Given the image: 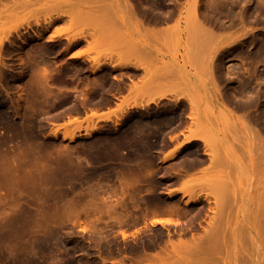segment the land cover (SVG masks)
Returning <instances> with one entry per match:
<instances>
[{
	"label": "rangeland",
	"instance_id": "rangeland-1",
	"mask_svg": "<svg viewBox=\"0 0 264 264\" xmlns=\"http://www.w3.org/2000/svg\"><path fill=\"white\" fill-rule=\"evenodd\" d=\"M48 1L50 0H39V3L33 5L29 11V8L25 9L20 13L19 21L17 16H11L9 12L5 16H0V35L2 36L0 40L4 36L8 35L9 38L11 36L2 46L6 49L1 48L0 52V56L3 55L2 57L5 58L3 59L4 62L1 63L2 65L0 64V264H156L157 262L161 264L160 259L156 258L160 256V258H171L170 254L174 250L172 245L179 243L181 240L192 244L190 246H194L193 243H196V245L199 243L200 245L204 241L203 244L206 248L210 247H207L208 244L211 247L215 245L214 247L217 248L216 251H214V247L210 248L213 249V252H210V249L205 250L208 252L205 255L209 254V256H203L206 259L200 257V255L197 258L195 255L200 254L202 250L199 249L196 253L193 252V249L191 252L194 257L193 255H190L191 257L183 255V264H189L187 262L190 259H194L191 262L192 264L193 262L202 261L201 259L203 261L209 260L207 258H213L215 261L217 259L218 264H264V178L255 183L256 176L248 175L241 166L242 161L247 162L248 159L249 163L259 161L264 165V145H262L264 144V0L263 3L260 0H232L230 3L229 0H225L227 4H224L223 0H219L223 5L221 3L220 5L218 0L217 2L215 0H204V2L207 1L204 4L202 3L203 0H198V3L201 4H198V7L202 6V9L200 7L198 9L203 12L202 14L205 17L202 14L200 15L199 12L198 20L204 26H207L204 24L207 21L205 23L210 25L209 28L214 25L210 22L214 21L217 28L214 27L216 30L211 29L214 33H217V30L220 29L217 25H223L219 30L222 34L217 33L220 38L215 40L214 43L211 40L212 47L208 46L209 40L206 42V49L208 50L211 47L210 52L207 51V54L208 52L209 55L212 53L214 59H209L212 66L210 71L205 73L206 77L208 74L210 75L214 85L216 83L215 87H219H216V89L219 90L218 94L222 97L221 103L201 104L198 102L200 123L203 122L199 124L207 126L209 132L206 128L205 133H203L204 128L202 129L201 126L195 128L196 125L193 127L194 130L192 129L194 132L196 130L199 133L202 131L203 134L200 135L207 136V138L212 134L208 139H210V142L212 139L211 143L214 140L215 142L214 145L209 142V147L215 146V148H210L211 155L215 154L212 153L213 149H218L214 151L217 153V156L214 155L216 159L219 156L218 161L213 158V161L216 160L217 163H210L211 160L208 158L211 156L208 152L210 149L205 144L203 145L207 150L198 141L185 143L187 136L184 138L183 135L191 129L188 128L189 126L192 127L190 123L193 124V121H191L193 117L188 115L190 105L186 102H180L181 97L171 101L160 100L162 103L160 101V103H157L159 107L152 104L145 107L146 109L131 110L115 123H95V121L92 123V121H89L87 123L92 124L88 126V124L80 122L84 110L94 108L98 99L103 101L112 99L108 92L104 91L105 87L109 84L112 87L114 84L123 86L125 82V77L123 78L125 75L121 72L106 70L102 73L97 68L100 66L103 69L114 66L116 68L117 65V68H120L126 61V63H129V60L121 56L120 53L122 52L118 51L120 49L117 50V46H110L112 44L107 43L106 40H103L104 43L100 41L101 44L97 41L98 49L96 51H93V48H91V52L85 50L88 47L85 40L88 41L93 34L88 33L87 28L89 26L87 27V24L90 23L84 21L82 23L87 27L85 29L86 33L83 31L85 26L81 24V21L79 25L76 22V25L77 27L82 25V29L80 27L78 30L72 22L70 26L71 30L76 27V30L73 29V36L77 30L78 34L83 31L85 36L80 35L86 38L85 40L81 39L82 36L80 35L77 37V33L74 37L84 43L77 44V48V45L67 43L68 40L65 37L73 38L70 34L71 30L67 26L69 21H66L70 18L67 17H63L65 23L62 21L57 23L62 26L67 23L66 27L70 35L67 34V36L62 32L54 39L57 35L53 36L51 32L59 26L56 23L57 26L54 24L51 27L54 28L53 30L50 28L49 32H43V40L34 41L31 37L34 36L35 32L41 31L42 28L43 31L45 23L41 26H34L36 19H33L34 22L29 19L34 23L31 28L26 25H23L26 29L17 26L21 22L25 21L26 23L31 16L29 14H32L33 10L36 13L32 14V18L40 16L38 15L39 11L41 9L45 11L50 6L56 8L55 10H58V7V11H63L64 8L62 6V9H60V5L65 0H51L54 4ZM69 1L70 4L73 2L77 4L79 0H68L63 5L70 6ZM82 1L80 2V9L84 4V1ZM87 1L88 8L96 4L92 2V5L90 2L91 6L89 5L91 0H85L84 8ZM100 1L98 0L99 4L97 3L100 6H103V2L107 1L104 7L105 10L109 9L108 6H110L111 8L108 11L110 14H115V16H112L116 18H114L116 21H113H118L117 24L112 22V25H118L122 30V36L125 34L126 38L131 39L127 40L135 42L138 48L141 47L139 53H142L141 49L149 46L146 37L141 32L142 26L144 27L146 23H148L147 26L152 23L158 24V21L159 23L161 21L162 25L165 23L163 25L165 27L173 24V27L170 28L171 35L169 34L170 40L173 37L171 42L168 41L169 45L167 44L165 35L159 42V46L163 49L172 50L168 53H176L178 48H185V41H187L185 36L188 30L186 26L189 27L190 20H194H192L195 9V3L194 7L192 4L193 0H137L138 2L135 0L136 3L133 0H130V3L129 0ZM208 1L211 4L206 5ZM60 2L61 4H59ZM190 3L191 6H189ZM216 3H218V8L215 7ZM1 5L0 7L3 9ZM71 5L70 7L74 6ZM211 5L212 7H210ZM151 6L153 7L151 8ZM96 7L87 12H91L89 14L96 12L99 6ZM134 7L137 10H133ZM104 8L100 7V12ZM145 8L151 14H148L149 12ZM185 9L189 11L187 12ZM190 10L192 13H190ZM47 11L45 13L49 14V10ZM108 11H105V13L107 14ZM50 13L51 15L48 16L50 18L56 17L53 14H58L51 10ZM36 14L37 16H35ZM191 14L193 16L190 17ZM43 15H45L44 12ZM149 15H157L159 18L156 17V19L159 20L157 21L153 16L151 23L149 20L152 16ZM168 15L169 21L167 19ZM146 16H149V20ZM163 16L168 22L164 20ZM43 17L41 16L39 19L41 23L46 18L48 19L46 15L45 18ZM127 17H130L129 20ZM203 18L206 20L204 21ZM140 20L144 25L141 24ZM128 21L136 24L139 29L136 33L130 30ZM178 22H180V25ZM161 23L158 25L162 26ZM174 25L178 28L175 29ZM15 26L20 32L18 29L13 31ZM114 27L118 28L117 26ZM59 28L57 27L58 30H56L60 32L64 29V27L62 30L61 28L59 30ZM92 28L95 30L94 26ZM31 29H34L33 32ZM222 30H225V32L223 33ZM49 33L51 37L53 36L52 41L49 40L50 35H47ZM212 35L216 38L214 34ZM235 35H238L236 39ZM92 36V39L89 40L90 43L93 41ZM231 37L235 40L230 39ZM220 39L230 40L225 41V43ZM237 41L239 44L235 46L233 42ZM97 46L95 45L94 49ZM214 46L216 50L213 48ZM22 51L23 53H21ZM75 52L83 56L79 57ZM71 54H74L73 57ZM15 58L18 60H14ZM180 58L184 66L186 63L187 68H191V63L183 61L187 58L186 56ZM141 59L143 57L139 59V64L143 61ZM160 60L164 61V64L171 61L168 69L170 70L172 66L173 70H178V64L174 62L179 60L177 55H162ZM143 63L144 68L145 63ZM173 70L170 71L173 72ZM128 74L126 75L128 76ZM137 76V74H130L133 80ZM187 79L188 84L185 82V86L189 85L190 88H187L188 90L184 93H187V95H183L185 97L183 98L188 100L190 94L195 92L192 96L196 97L197 101L201 100L203 95L201 89L191 78ZM28 86L29 89H27ZM69 88L72 89L69 90ZM91 88H93V91ZM23 91L26 92V95ZM173 93L175 92L172 91V95ZM232 94L236 96H231V98L226 96ZM26 97H29V99H26ZM233 97L234 101H232ZM235 97L241 101L236 100ZM225 99L228 102H225ZM250 100L252 103H250ZM235 101L236 103H233ZM246 101H249V104ZM239 102H242L241 105L245 103L243 105L244 109H242ZM176 103L180 107H177V105L175 107L174 104ZM238 105L240 108L236 110ZM246 105L247 107H245ZM232 106H235L234 110ZM193 111L191 114H194ZM209 111H212V113H209ZM180 114L181 117H179ZM154 115L155 117H153ZM171 116L174 119L170 118ZM249 117H252L251 120ZM157 119L160 121L159 123ZM65 120L68 121L67 124L59 127L56 125ZM165 122L167 123L165 124ZM84 125H87L89 129L86 126L84 128ZM91 126L94 127L92 130L97 129V131H92ZM54 127L59 129V136L54 133ZM61 128L63 132L68 131V133H71L70 131L73 128V130L77 129L75 132L80 137H77V141L70 142L63 138ZM87 131L93 133L92 138L88 137ZM169 137L172 142L169 141ZM177 147L180 150L175 158L171 160L161 158L165 151ZM203 149L207 152L205 153ZM199 150L200 152H198ZM201 151L204 153L202 154ZM214 156L212 155L211 158ZM203 157L206 160L202 159ZM236 157L239 160L235 159ZM196 158H198V161ZM219 158L221 161H219ZM11 161H15V163H11ZM191 165H194L193 169ZM262 169H264V166ZM219 178H223L220 180L222 186H220V181L217 180ZM214 182H217L215 188L220 187L221 192L225 193L222 201L219 198L221 193L217 196L220 200H215ZM192 186H197V189L192 190ZM258 188H261L259 193H253ZM191 190L192 193L194 191V194L191 193ZM225 196L226 198H224ZM197 197H199L198 200L193 201ZM217 201L218 203H216ZM220 204L221 210L223 207L222 215H224L222 218L219 217L221 216L219 215L221 210L219 211L218 208ZM217 209L219 212H217ZM217 213L219 215L217 216L218 220L214 218ZM215 222L216 224L220 223L218 225L221 228L218 229H221V231L219 233L218 231L214 232V235L208 238L216 235L215 238L217 239L218 235L221 234V236L218 240H215L214 237H212L214 240L210 238L211 243H208L207 240H204L206 238L202 237L209 235L206 236V230L207 232L211 231L210 227H214ZM218 229L216 228V230ZM198 238L203 240L199 241ZM194 239H198V241ZM202 245L200 246L202 247ZM202 252L204 254V251ZM173 256L176 257L175 253ZM174 259L177 258L172 260L174 261ZM179 260L175 261L178 262ZM216 262L214 264H217Z\"/></svg>",
	"mask_w": 264,
	"mask_h": 264
},
{
	"label": "bare ground",
	"instance_id": "bare-ground-1",
	"mask_svg": "<svg viewBox=\"0 0 264 264\" xmlns=\"http://www.w3.org/2000/svg\"><path fill=\"white\" fill-rule=\"evenodd\" d=\"M38 1H39V0H38ZM38 1H36V0H0V3L3 4V5L0 4V5L3 7V9L0 7V8H1V9H0V16H5V14H8V12H9V14H11V16H17V17H18L17 19H18V21H19L20 13H22L23 11H25V9L27 10L28 8H29V9H28V11H29V10L32 8V6L35 5ZM40 1H41V0H40ZM43 1H44V0H43ZM67 1H68V0H67ZM67 1L65 0L64 2L67 3ZM74 1H75V0H74ZM79 1H80V0H79ZM79 1H77V4H78V5L76 4V2L71 3V4L74 5L73 7H70V6H72V5L70 4V1H69L70 6H69V5H68V6L63 5V4H64V2H63V4L60 5V6H61L60 9H62V6H63L64 9H66V10L62 9L63 11H58V10H59L58 7H57L58 10H55L56 8H51V6H50V7H49L50 9L47 8V10H49V14L47 13V12H48L47 10H45V11H47V12L45 13V11H43L44 9H43V10L41 9V10L39 11L40 14L38 13V15H40V16H37V14H36L35 16H37V17H33V18H32V14H33V13H36V12H35V10L32 9V10H33V13H32V14H29V15H31V16L28 18V20L26 21V23H25V21H24V22H21V23H19L20 25L17 24V25H18L17 27H18V28H19V27L22 28L23 25H26V26H29V27L31 28V27H32L31 25L34 24V23H35L34 26H37V25L41 26V24L45 23V27H44V25H43V27H44V30H43V31H42V29H43V28H42L41 31L39 30V31L35 32L34 36H32V37L30 36L31 38L34 39V41H40V40H43V39H44V38H43V36H44V35H43V32H44V31H48V30H49L54 24L56 25V23L59 22V21H62L63 23H65L66 21H67V22L69 21V22H68V25H67L69 29H70V26H71L72 23H74V26H75L77 23H78V25H79V22H80V21H81V24H84V23H82V21L87 22V23H90L89 25L87 24V27L89 26L88 28H87V27L85 26V24H84L85 27H84V30H83V31L85 32V31H86L85 29L87 28L88 31H89L88 33H89V34H93V36L91 35V36L93 37V41H92V43H90V41H89V40L92 39L91 36L89 37L90 39H88V41H89V42H88V41L85 40L86 38H83V36L80 35V34H83V35H84L83 31H81V32L78 34V30H79L78 28L81 27V29H82L83 26L81 25L80 27H77V25H76V27H77V29H78L77 32H76V33L78 34L77 37H79V35L82 36L81 39H84L85 42H86V44H88L87 46H88L89 48L87 47V49H85V50L91 52V51H92L91 48H93V51H94V50L96 51V50L98 49V46H97L98 42H97V41H99V43L101 44V42H102L103 40H104V41L106 40L107 43L109 42V44H112V45H110V46H113V45H114V46H117V50L120 49V50H118V51H121V52H122V53H120V54H122V55H121L122 57H126V58H128V59H126V60H129V63H126V62H127V61H126L125 64H123L122 66L119 65L120 68L127 67V66L129 67V65H131L132 68L134 67V69H138V70H140V69L142 70V69H143L142 72H144V73L141 74V79L143 78L142 76L144 75V76L146 77V80H147V81L144 80L145 77H144V79H142V81L144 80L145 83H146V82H149V79H150V78L147 77V75H148L149 72H152V75H153L154 77L151 76V73H150V75H148V76L151 77L150 82H153L152 84H154L155 82L158 84V83L160 82V83H159V84H160L159 86H160L161 88H160L158 85H154V87H153V85H152V87H151L150 84H149V87H150V88H149L147 83H146V84H145L144 82L140 83V81L134 79L135 81L133 82V83H134V84H133V83L131 82L133 79H131L130 82H131L132 85H136V84L138 85V83H140L138 86L136 85V87H139V86H140V87L137 88V89H134V90H136V91L130 89L131 91H129V93H128V96H129L128 98H130V99L133 98L132 95L134 94V96H135V93H136V92H137V93H136L137 95L139 94L138 97H136L137 99L139 98L140 95H142V93H143V95H142L141 97H143L145 93H146V94L148 93V96L145 94L144 99L142 98V101L146 99L145 102H146V101H147V102L145 103V102L143 101V102H144V103H143V102H141L140 100H139L140 102L137 101V100H135V101L130 100L131 103L126 104V105H125V102H123L124 104H122V105H120V106H122V108H123V105L126 106V107L124 106V108H123L124 113H125V112L127 113L130 109H133V108H136V109L140 108V109H141V108L148 107V106H150V105H152V104H155L156 106H158L157 103H158L160 100L167 99V98H168V100H170L169 97H171V100H173L174 98H172V96H171V95H172V91L177 93V92L180 90V87H179V86H178L179 88L177 87V85H178L180 82H181V86H185L186 84L182 85V81H184V80L181 79V76H180V78H179V76H177L178 79L174 78L175 80H173V78L170 76V77H171V81H172V82L174 81L173 83H175V82H177V83H175V84H171V83H170L171 88H173L172 90H171V88L168 86L167 81L169 82L170 80H168V79H170V78L167 76V74H168L167 72H172V71H170V70H173L172 66H171L170 70L168 69V68L170 67L169 64H171V63H170L171 61H170L168 64H167V63L164 64V63H163L164 61H163V62H162V61L158 62L159 60H157V59L155 60V59H154V63H153V58L150 57V58L152 59V60H151V59L149 58L148 62L151 60L150 63H148V62L145 63V61H144V57H145V60H146V61H147V58H148V57H147V56H148L147 51L145 52V50L141 49L142 53H141V52L139 53V51H140L139 48H141V47L138 48V46L135 45V42H130L129 40H131V39L126 38L127 36H124V35H125L124 32H123L124 35L122 36V33H121L122 30H121V28L118 27V25H112L113 23L117 24L118 21H117V22H114V21H113V20H115L116 18L112 16V15L115 16V14H110V12L108 11V10L111 8L110 6L107 5V6L109 7V9H106V10H105L104 7L106 6L107 1H105L106 3L103 2V3H104L103 6H100V5H98V4H99V3H98V0H97V1H93V0H91V1H89V5H91L90 2H91V3L94 2V4L96 3L94 6H92V5H93V3H92V5H91L92 7H91V8H90V6H89V8H88V1H87V4H86L87 7H86V5H85V8H84L85 0H83V1H84V4H83V6L81 5L82 8H83V10H82V8L80 9V4H81L80 2H81L82 0H81L80 2H79ZM83 1H82V2H83ZM99 1H100V0H99ZM114 1H115V0H114ZM116 1H118V0H116ZM133 1H134V3H136L135 0H133ZM136 1H137V0H136ZM144 1H145V0H144ZM210 1H211V0H210ZM212 1H213V0H212ZM215 1L217 2V0H215ZM215 1H214V2H215ZM230 1H232V0H229L228 2L230 3ZM260 1L262 2L263 0H260ZM260 1H259V2H260ZM4 2H5V3H4ZM48 2H51V4L53 3L51 0L48 1ZM78 2H79V3H78ZM100 2H101V1H100ZM128 2L130 3V0H129ZM137 2H138V1H137ZM140 2H141V1H140ZM140 2H139V3H140ZM142 2H143V1H142ZM142 2H141V3H142ZM205 2H207V1H205ZM205 2H204V0L202 1L203 4H204ZM222 2H223L224 4H227V1L225 2V0H223ZM38 3H39V2H38ZM56 3H57V2H56ZM97 3H98V4H97ZM110 3H111V2H110ZM110 3H109V4H110ZM125 3H126V1H125ZM141 3H140V5H141ZM144 3H145V2H144ZM146 3H147V2H146ZM191 3H192V2H191ZM191 3H190L189 6H191ZM194 3H195V7H194ZM212 3H213V2H212ZM218 3L220 4L221 1L219 2V0H218ZM218 3H216L215 7L218 5ZM233 3H234V2H233ZM233 3H232V4H233ZM235 3H236V1H235ZM235 3H234V4H235ZM262 3H263V2H262ZM53 4H54V3H53ZM57 4H58V3H57ZM59 4H61V2H60ZM101 4H102V3H101ZM112 4H113V3H112ZM131 4H132V1H131ZM192 4H193V7L195 8L194 11H193L194 16L191 14L190 17L193 16L192 20H193V19H194V20H193V21L190 20L189 23H188V21H187V23L190 25L189 27H188L187 24H186L187 26L185 25L186 28H187L188 30H187V33H186V36H185V38L187 39V41H185V42H186V46H185V45H184V46H185V50H186V49L189 50V51H190L189 54H190V55L192 54V57H193V58H192V65H194V67L198 70V68H199L198 66H200L199 64H201V66H202V63H201V60H202V59L199 58V57L201 56L200 52L203 53V52L206 50V48H207V46H206L207 43H206V42H207L208 40L210 41V42L208 41V44H209L208 46H211V47H212L213 44L211 43V40H212V42L214 43L215 40H217L218 38H220V36H218V34H222L221 31L219 32V30L222 28L223 25H222V26L217 25L218 28L220 27V29L217 30V33H218V32H219V33H218V34H217V33H214V31H212L211 29H215V28H216V26H215V25H216L215 22H214V21H211L210 23H213L214 25H213L212 28H211V27L209 28L210 25H208L207 23H205V22H207V21H205L206 19H204L205 17H204L203 14H202L203 12H200V10L198 9L199 7H200V8L202 7V6H199V7H198V4H199V3H198V0H195V2H194V0H193V3H192ZM207 4H211V3H209V1H208V3H206V5H207ZM221 4H222V3H221ZM221 4H220V5H221ZM123 5H125V4H123ZM138 5H139V4H138ZM142 5H143V4H142ZM154 5H155V4H154ZM199 5H201V4H199ZM212 5H214V4H212ZM212 5H211L210 7H212ZM220 5H219V8L221 7ZM222 5H223V4H222ZM39 6H40V5H39ZM46 6H47V3H46ZM48 6H49V5H48ZM55 6H57V5H55ZM96 6H99V7H98L99 9H100V7H101V8L103 7V8H104V9H103L104 11L101 9V12H100V10L97 9L96 12H92V14H89V13H91V12H89V13L87 12L88 10H90V9L92 10V9H93L94 7H96ZM208 6H209V5H208ZM43 7H44V6H43ZM53 7H54V5H53ZM66 7H67V8H66ZM125 7H126V6H125ZM130 7H131V6H130ZM130 7H129V8H130ZM140 7H141V6H140ZM143 7H144V6H143ZM149 7H150V6H149ZM152 7H153V6H151V8H152ZM155 7H156V6H155ZM205 7H206V6H205ZM87 8H88V9H87ZM96 8H97V7H96ZM106 8H107V7H106ZM189 8H190V7H189ZM217 8H218V6H217ZM53 9H54V10H53ZM130 9H132V8H130ZM154 9H155V8H154ZM201 9H202V8H201ZM209 9H210V8H209ZM211 9H213V8H211ZM50 10H51V11H54V13H56V12L58 13V14H53V15H56V17H54L53 15H52L53 17H51V18L48 17V16L51 15ZM111 10H112V9H111ZM127 10H128V9H127ZM133 10H137V8L135 9V7H134ZM138 10H139V9H138ZM145 10H146V8H145ZM149 10H150V9H149ZM180 10H181V9L179 8V11H180ZM36 11H37V10H36ZM55 11H56V12H55ZM83 11H85L86 13H84ZM105 11H108L110 15L108 14V12H107V14H106ZM146 11H147V10H146ZM185 11L188 12L189 10H186V9H185ZM201 11H202V10H201ZM41 12H42V13H41ZM43 12H44V14L46 15V17H48V19L46 18V20H48V21H46V20H44V19H41V20H44V22L42 21V23H41V21L39 20V19L41 18V16H44L43 18H45V15H43ZM61 12H62V13H61ZM112 12H113V11H112ZM147 12H149V11H147ZM152 12H154V11H152ZM170 12H171V11H170ZM187 12H186V13H187ZM199 12H200V15L202 14V16L204 17V18H203V20L205 21L204 24L207 25V26H204L203 23L200 22V21L198 20V19H199ZM206 12H207V11H206ZM29 13H30V12H29ZM95 13H96V14H95ZM131 13H132V12H131ZM133 13H134V12H133ZM154 13H155V12H154ZM154 13H153V14H154ZM160 13H161V12H160ZM179 13H180V12H179ZM190 13H192L191 10H190ZM41 14H42V15H41ZM47 14H48V15H47ZM87 14H88V15H87ZM134 14H135V13H134ZM148 14H151V12H149ZM158 14H159V13H158ZM158 14H157V15H158ZM187 14H189V13H187ZM187 14H186V17H187ZM139 15H140V14H139ZM146 15H147V14H146ZM154 15H155V14H154ZM154 15H153V16H154ZM157 15L154 16V19H156V17H158ZM162 15H163V14H162ZM164 15H165V14H164ZM204 15H205V14H204ZM208 15H209V14H208ZM208 15H207V16H208ZM6 16H7V15H6ZM9 16H10V15H9ZM149 16H152V15H149ZM149 16H146L147 19H148ZM153 16L151 17V20L148 19L151 23H152V20H153ZM165 16H166V15H165ZM63 17H64V18H65V17L70 18V20H66V21H65ZM186 17H185V18H186ZM25 18H26V17H25ZM37 18H38V19H37ZM49 18H50V19H49ZM114 18H115V19H114ZM158 18H159V17H158ZM158 18L156 19L157 21L159 20ZM163 18H164V16H163ZM187 18H188V17H187ZM214 18H215V16H214ZM14 19H16V18H14ZM29 19H31V21H33V19H36V20H35V22L33 21V22H34V23H33V22H31ZM139 19H140V18H139ZM167 19H168V21H169V19H170V18H169V15H168ZM212 19H213V18H212ZM24 20H25V19H24ZM63 20H64L65 22H64ZM85 20H86V21H85ZM143 20H144V19H143ZM148 20H147V21H148ZM164 20H166V18H164ZM164 20H163V21H164ZM176 20H177V19H176ZM201 20H202V19H201ZM208 20H210V19H208ZM16 21H17V20H16ZM115 21H116V20H115ZM149 21H148V22H149ZM157 21H156V23H157ZM163 21H162V22H163ZM166 21H167V20H166ZM168 21H167V22H168ZM2 22H3V21H2ZM2 22H1V23H2ZM62 22H61V23H62ZM71 22H72V23H71ZM76 22H77V23H76ZM112 22H113V23H112ZM140 22H141V20H140ZM144 22H145V21H144ZM150 22H149V23H150ZM191 22H192V24H191ZM217 22H218V21H217ZM220 22H221V21H220ZM69 23H70V24H69ZM125 23H126V22H125ZM145 23H146V22H145ZM160 23H161V21H160ZM160 23H159V21H158V24H160ZM173 23H174V22H173ZM178 23H179V25H180V22H178ZM208 23H209V22H208ZM210 23H209V24H210ZM57 24H58V23H57ZM66 24H67V23H66ZM66 24H63L64 26L59 25V24H58L59 26L56 25L58 28L60 27L61 30H62V28L64 27V29H63L61 32H60V31H57V30H58L57 27H56L57 30L54 29V28H53V29H54V30H53V29L51 28V29L53 30L52 32H54V31L56 32V31H57L56 34H55V32H54V33L51 32V34H52L53 36L57 35L54 39H56V38L58 37V35L62 34V32H64L65 35L68 34V30H67ZM141 24L144 25V23H142V22H141ZM152 24H154V23H152ZM152 24H151V25H152ZM158 24H157V28H158ZM164 24H165V23H164ZM164 24H163V25H164ZM137 25H138V24H137ZM147 25H148V23H146L145 26H147ZM149 25H150V24H149ZM151 25L146 27V28L149 27V28L147 29V32H148V31L151 32L150 29H152V32H151L152 36L155 35V34L160 35V36H158L160 39H161V37H162L163 34L161 35V32H160L159 34H158V32L155 33V31H156V30H159V28L161 29V27H162L161 30L165 29V31L163 30L164 32L162 31V33H164V35H166L165 38L167 39L166 41H167V44L169 45V42H171V40H172L173 37H171V40H170V35H171V34H170V31H168L167 33H166V31H167V30H170V28H171V26H172L173 24H172L171 26H170V25H168V26H166V27L164 26V28H163V25H162V23H161L162 26H161V27L159 26L158 29H156L155 25H152V26H151ZM166 25H167V23H166ZM179 25H178V26H179ZM182 25H183V24H182ZM211 25H212V24H211ZM231 25H232V24H231ZM61 26H62V27H61ZM91 26H92V27L94 26V29H95V30H93V28H92ZM114 26H117L119 29H118V28H115ZM138 26H139V25H138ZM145 26H144V27H145ZM174 26H175V25H174ZM183 26H184V25H183ZM224 26H225V25H224ZM17 27L15 26L14 29H13V31H14L15 29H18ZM24 27H25V26H24ZM24 27H23V28H24ZM29 27H28V28H29ZM65 27H66V28H65ZM72 27H73V26H72ZM72 27H71V28H72ZM76 27H75V28L73 27V29L76 30ZM122 27H124V26H122ZM127 27H128V26H127ZM144 27L142 26V28H144ZM150 27H152V28H150ZM153 27H155V28H153ZM167 27H168V28H167ZM172 27H173V26H172ZM175 27H176V26H175ZM207 27H208V28H207ZM214 27H215V28H214ZM23 28H22V29H23ZM60 28H59V30H60ZM91 28H92V31H93L94 33L91 31ZM146 28H145V29H146ZM177 28H178V27H176L175 29H177ZM181 28L184 29L183 27H181ZM25 29H26V27H25ZM39 29H40V28H39ZM73 29H72V30L70 29V30H71V32H70L71 35L74 34V33H73ZM89 29H90V30H89ZM122 29H123V28H122ZM145 29H143V30H145ZM155 29H156V30H155ZM166 29H167V30H166ZM216 29H217V28H216ZM216 29H215V30H216ZM31 30H32V29H31ZM33 30H34V29H33ZM33 30H32V32H33ZM65 30H66V31H65ZM70 30H69V31H70ZM115 30H116L117 32H116ZM120 30H121V31H120ZM228 30H229V29H228ZM10 31H11V33H13L12 30H10ZM15 31H16V30H15ZM18 31H19V29H18ZM25 31H26V30H25ZM174 31H175V30H174ZM174 31H173V32H174ZM176 31H177V30H176ZM176 31H175V32H176ZM222 31H223V30H222ZM230 31H231V30H230ZM4 32H5V31H4ZM19 32H20V31H19ZM48 32H49V31H48ZM66 32H67V33H66ZM74 32H75V31H74ZM86 32H87V31H86ZM86 32H85V33H86ZM90 32H91V33H90ZM125 32H126V31H125ZM144 32H145V31H144ZM153 32H154V34H153ZM175 32H174V33H175ZM224 32H225V30L223 31V33H224ZM7 33H8V31H7ZM7 33H6V34H7ZM9 33H10V32H9ZM11 33H10V34H11ZM16 33H18V32H16ZM25 33L27 34V32H25ZM28 33H29V32H28ZM44 33H45V32H44ZM57 33H58V34H57ZM76 33H75V35H74L75 37H76ZM148 33H149V32H148ZM148 33H147V35H148ZM174 33H173V35H174ZM1 34H2V32H1ZM3 34H4V33H3ZM10 34H9V35H10ZM18 34H19V33H18ZM70 34H68V35H70ZM129 34H130V33H129ZM169 34H170V35H169ZM175 34L178 35L177 33H175ZM183 34H184V33H183ZM210 34H211V35H210ZM212 34H214V35L216 36V38H214V36H213ZM12 35H14V34H12ZM29 35H33V34H29ZM45 35H46V34H45ZM47 35H50V33L47 34ZM68 35H67V36H68ZM173 35H172V36H173ZM244 35H245V34H244ZM53 36L51 37V35H50V37H49V38H50V39H49L50 41H52ZM74 36L72 35L73 38L65 37V36H64V37L66 38V40L69 41V42L67 41V43L72 44V45H77V44L79 45L80 42H81V43H84V42H82V41H78L77 38H75ZM84 36H85V35H84ZM88 36H89V35H88ZM130 36H131V35H130ZM155 36H156V35H155ZM168 36H169V37H168ZM204 36H205V37H204ZM206 36H207V37H206ZM208 36H209V37H208ZM211 36H212V37H211ZM217 36H218V37H217ZM221 36H222V35H221ZM237 36H238V35H237ZM237 36L235 35V39L237 38ZM0 37H2V36L0 35ZM123 37H124V38H123ZM128 37H129V36H128ZM149 37H151V36H149ZM167 37H168V38H167ZM182 37H183V36H182ZM222 37H223V36H222ZM233 37H234V36H233ZM8 38H9V36L7 35V36H4V37L0 40V52H1V50L4 48V47L2 48V46H3V44L5 43V41L8 40ZM10 38H11V36H10ZM10 38H9V39H10ZM62 38H63V37H62ZM132 38H133V37H132ZM156 38H157V37H156ZM209 38H210V39H209ZM212 38H213V39H212ZM239 38H240V36H239ZM78 39H79V38H78ZM127 39H129V40H127ZM134 39H135V38H134ZM160 39H159V40H160ZM204 39H205V40H204ZM230 39H233V41L235 40V39L232 38V37H231ZM230 39H228V40H230ZM24 40H25V39H24ZM24 40H23V41H24ZM149 40H151V38H149ZM154 40H155V39H154ZM156 40H157V39H156ZM161 40H162V39H161ZM181 40H182V39H181ZM220 40H222V41H224V42H225V41H228V40H225V39H224V40H223V39H220ZM10 41H11V40H10ZM10 41H8V42H10ZM13 41H14V40H13ZM13 41H12V42H13ZM25 41H26V40H25ZM25 41H24V42H25ZM27 41L29 42V40H27ZM34 41H33V42H34ZM59 41H60V40H59ZM100 41H101V42H100ZM104 41H103L102 43H104ZM166 41H165V42H166ZM168 41H169V42H168ZM28 42H27V43H28ZM87 42H88V43H87ZM96 42H97V43H96ZM152 42H153V41H152ZM155 42H156V41H155ZM185 42H184V43H185ZM35 43H38V42H35ZM156 43H158V40H157ZM156 43H155V44H156ZM220 43H221V44H224V43H222V42H220ZM220 43H218V44H220ZM225 43H226V42H225ZM234 43H235V46H237L236 44H239L238 41H237V42H233V44H234ZM8 44H9V43H8ZM12 44H14V43H12ZM133 44H134V45H133ZM165 44H166V43H165ZM216 44H217V43H216ZM218 44H217V45H218ZM221 44H220V45H221ZM231 44H232V43H231ZM231 44H230V45H231ZM28 45H29V44H28ZM78 45L76 46V48L78 47ZM95 45H96L97 47L94 49V46H95ZM137 45H139V44H137ZM161 45H162V44H161ZM217 45H216V46H217ZM12 46H13V45H12ZM66 46H67V45H66ZM81 46H82V45H81ZM83 46H85V45H83ZM233 46H234V45H233ZM233 46H232V47H233ZM235 46H234V48H235ZM67 47H68V46H67ZM71 47H72V46H71ZM211 47H209V49H211ZM230 47H231V46H230ZM230 47H229V48H230ZM1 48H2V49H1ZM111 48H112V47H111ZM136 48H138V49H136ZM142 48H144V46H142ZM162 48H163V47H162ZM213 48L215 49V46H214ZM5 49H6V48H4V50H5ZM22 49H23V48H22ZM27 49H28V48H27ZM30 49H31V48H30ZM72 49H74V48H72ZM90 49H91V50H90ZM114 49H116V48L114 47ZM209 49H208V51L210 52ZM18 50H19V49H18ZM137 50H138V51H137ZM159 50H160V49H159ZM215 50H216V49H215ZM215 50H214V51H215ZM153 51H154V50H153ZM202 51H203V52H202ZM206 51H207V50H206ZM212 51H213V50H212ZM223 51H225V50L223 49ZM223 51H222V52H223ZM12 52H13V51H12ZM33 52H34V51H33ZM209 52H208V55H209ZM217 52H218V51H217ZM220 52H221V51H220ZM9 53H10V52H9ZM9 53H8V54H9ZM21 53H23V51H22ZM143 53H145V54L143 55ZM184 53H185V52H184ZM214 53H215V52H214ZM241 53H242V52H241ZM1 54H3V53H1ZM76 54H78V53H76ZM120 54H119V55H120ZM139 54H141V55L139 56ZM199 54H200V55H199ZM206 54H207V53H206ZM221 54H222V53H221ZM12 55H13V54H12ZM21 55H22V54H21ZM24 55H25V52H24ZM27 55H28V54L26 53V56H27ZM72 55H74V54H71V56H72ZM81 55H82V54H81ZM81 55L78 54L79 57H81ZM145 55H147V56H145ZM202 55H204V53H203ZM208 55H207V56H208ZM2 56H3V55H2ZM2 56H0V64L3 63V62H4L3 59H5V58L2 57ZM31 56H32V55H31ZM47 56H48V55H47ZM82 56H83V55H82ZM141 56L143 57V59H141V61L143 60L142 63H143V62L145 63V67H144V68H143V66H142V63H141V64H139L140 62L138 63V60H139L140 58H142ZM158 56H159V55H158ZM185 56H186V55H185ZM185 56H184V57H185ZM198 56H199V57H198ZM211 56H212V57H211L210 59L213 60V59H214V58H213L214 55H211ZM215 56H216V53H215ZM220 56H221V55H220ZM234 56H235V55H234ZM7 57H8V56H7ZM23 57H24V56H23ZM72 57H73V56H72ZM79 57H78V58H79ZM122 57H121V58H122ZM139 57H140V58H139ZM159 57H160V56H159ZM217 57H218V56H217ZM136 58H137L138 60H135ZM165 58H166V57H165ZM189 58H190V57H189ZM197 58H199V59H197ZM206 58H207V57H206ZM218 58H219V57H218ZM232 58H233V57H232ZM79 59H80V58H79ZM200 59H201V60H200ZM236 59H237V58H236ZM164 60H165V59H164ZM168 60H169V59H168ZM189 60H190V59H189ZM203 60H204V59H203ZM205 60H206V59H205ZM218 60H219V59H218ZM23 61H24V60H23ZM124 61H125V60H124ZM134 61H137V62L134 63ZM206 61H207V63H208V60H206ZM21 62H22V60H21ZM156 62L159 63V64H163V65H164L163 67H165V66L167 65L168 67L166 66L167 68H165V69H168V71H167V70H164L163 72H161L164 68L161 67L162 65H160V67H161V68H160ZM161 62H162V63H161ZM24 63H25V62H24ZM144 63H143V64H144ZM155 63H156V64H155ZM198 63H199V64H198ZM215 63H216V61H215ZM215 63H213V64H215ZM148 64H150V66L152 65L151 67H153V69H156V70L154 71V70H153ZM219 64H220V63H219ZM1 65H2V64H1ZM6 65H7V64H6ZM6 65H5V66H6ZM23 65H24V64H23ZM81 65H82V64H81ZM153 65H155V66H153ZM172 65H173V64H172ZM117 66H118V65H117ZM117 66H116V68H117ZM201 66H200V67H201ZM211 66H212V65H211ZM114 67H115V66H114ZM114 67H113V68H114ZM149 67L151 68L152 71L149 69ZM231 67H232V65H231ZM105 68H106V67H105ZM118 68H119V67H118ZM145 68H146V69H145ZM214 68H216V67L214 66ZM214 68H213V69H214ZM234 68H235V66H234ZM124 69H125V68H124ZM160 69H162V70H160ZM199 69H200V68H199ZM97 70L100 71V72H102V73L104 72V69H103L102 66L98 67ZM120 70H122V69H120ZM144 70H145L147 73H146ZM157 70H158V72H157ZM2 71H3V70H2ZM4 71H5V70H4ZM131 71H132V70H131ZM153 71H154V72H153ZM174 71H175V70H173V72H174ZM198 71H199V70H198ZM206 71H207V68H206ZM211 71H212V68H211ZM216 71H218V70H216ZM68 72H69V71H68ZM135 72H136V71H135ZM156 72H157L158 74H155ZM173 72H172V73H173ZM220 72H221V71H220ZM125 73H127V70H126ZM140 73H141V71H140ZM140 73H139V74H140ZM153 73H154V74H153ZM160 73H162V75H163V77H162V75H161V79L164 78V80L159 79ZM172 73H169V75H170V74L172 75ZM180 73H182V72H180ZM212 73H213V71H212ZM129 74H130V72H129ZM129 74H128V76H129ZM131 74L134 75L133 72H132ZM136 74H137V73H136ZM146 74H147V75H146ZM175 74L178 75V73H176V71H175ZM175 74H174V75H175ZM65 75H66V73H65ZM67 75H68V73H67ZM156 75H157V79H158V80H156V77H155ZM164 75H166V77H164ZM183 75H184V74H183ZM183 75H182V76H183ZM216 75H217V74H216ZM21 76H22V75H21ZM139 76H140V75H139ZM184 76H185V75H184ZM221 76H222V75H221ZM132 77H133V76H132ZM132 77H131V78H132ZM137 77H138V76H137ZM152 77H153V79L155 78V80H152ZM175 77H176V76H175ZM185 77H186V76H185ZM30 78H31V77H30ZM64 78H65V77H64ZM133 78H134V77H133ZM138 78H140V77H138ZM138 78H137V79H138ZM166 78H167V79H166ZM186 78H187V77H186ZM141 79H139V80H141ZM165 79H166L167 81H166ZM215 79H216V78H215ZM71 80H72V79H71ZM115 80H116V79H115ZM129 80H130V79H129ZM160 80H161V81H160ZM176 80H177V81H176ZM187 80H188V79H187ZM213 80H214V79H213ZM136 81H137L138 83H137ZM158 81H159V82H158ZM163 81L166 82V83H164V84L161 83V82H163ZM171 81H170V82H171ZM179 81H180V82H179ZM216 81H217V79H216ZM178 82H179V83H178ZM212 82H213V81H212ZM214 82H215V80H214ZM135 83H136V84H135ZM183 83H184V82H183ZM186 83L188 84V81H186ZM144 84H145L146 86H145ZM176 84H177V85H176ZM141 85H142V87H141ZM164 85H166V86H164ZM172 85H174V87H173ZM215 85H216V83H215ZM17 86H18V85H17ZM116 86H117V85H116ZM118 86H119V85H118ZM143 86H145V87H143ZM155 86H156V87H155ZM167 86H168V87H167ZM2 87H3V86H2ZM2 87H1V88H2ZM31 87H32V86H31ZM104 87H105V86H104ZM119 87H120V86H119ZM128 87H129V86H128ZM132 87H133V86H130V88H132ZM166 87H167V88H166ZM188 87H189V85H187L186 88H188ZM216 87H217V86H216ZM221 87H222V86H221ZM21 88H22V87H21ZM26 88H27V87H26ZM95 88H96V86H95ZM102 88H103V87H102ZM117 88H118V87H117ZM123 88H124V87H123ZM123 88H122V89H123ZM126 88H127V87H126ZM133 88H134V87H133ZM140 88H141V89H140ZM142 88H143L144 91L142 90ZM145 88H146L147 90H145ZM152 88H154L153 90L155 91V93H154V91L152 90ZM162 88H165V89L167 90V92H170V91H168V90H171V92H170V96H168V97L166 98V95H168V93L166 92V90H165L164 92H163L162 90L160 91V89H162ZM177 88H178V90H177ZM186 88H185V89H186ZM189 88H190V87H189ZM189 88H188V89H189ZM217 88H219V87H217ZM18 89H19V88H18ZM22 89H23V88H22ZM27 89H29V86H28ZM27 89H26V90H27ZM30 89L32 90V88H30ZM71 89H72V88H71ZM71 89L69 88V90H71ZM73 89H75V88H73ZM92 89H93V88H91V90H92ZM138 89H140V90H138ZM155 89H156V90H155ZM174 89H176V90L174 91ZM183 89H184V88H183ZM183 89H181V90H183ZM185 89H184V90H185ZM188 89H187V90H188ZM23 90H24V89H23ZM78 90H79V89H78ZM115 90H117V89H115ZM124 90H125V89H124ZM187 90H186V91H187ZM73 91H74V90H73ZM79 91H80V90H79ZM92 91H93V90H92ZM96 91H97V90H96ZM127 91H128V90H127ZM139 91H140V93H138ZM142 91H143V92H142ZM186 91H183V93H181V91H180V93L183 95L184 92H186ZM218 91H219V90H218ZM23 92H24V91H23ZM109 92H110V91H109ZM115 92H116V91H115ZM115 92H114V93H115ZM130 92H131V94H130ZM149 92H150V93H151V92L154 93L155 96H154L153 94H152V96H151V94H150ZM158 92H159V93H158ZM193 92H194V91H193ZM25 93H26V92H24V94H25ZM29 93H30V92H29ZM76 93H78V92H76ZM114 93H113V94H114ZM176 93H173V96H176ZM180 93L177 95V97L180 95ZM194 93H195V92H194ZM194 93H192V94H194ZM208 93H209V92H208ZM18 94H19V93H18ZM24 94H23V98H24ZM156 94H157V95H156ZM174 94H175V95H174ZM192 94H190V97H193ZM220 94H221V92H220ZM1 95H3V94H1ZM25 95H26V94H25ZM114 95H115V94H114ZM185 95H187V93L184 94V96H185ZM196 95H197V94H196ZM196 95H195V96H196ZM120 96H121V95H120ZM130 96H131V97H130ZM146 96H147L148 98H149V96H150V98L148 99V98H146ZM180 96H181V95H180ZM197 96H198V95H197ZM217 96H218V95H217ZM222 96H223V95H222ZM224 96H225V95H224ZM226 96H228V97L231 98V96H236V95L232 94V95H226ZM124 97H126V96H124ZM124 97H123V98H124ZM141 97H140V99H141ZM190 97H188L189 103L186 102V103L189 104L190 107H191V108H190L191 111L189 110V114H188V115H189V116L192 115V117H193L194 119H193V118H192V119L190 118L191 121H193V124L190 123V125H191L192 127L189 126V128H188V129H190V128H191V129L187 132V133L190 132V134H187V135H189V136H187L185 143L187 144V143H191V142L193 143V141H198V143L201 142V146H202L203 144H205V146H206V147L208 146L207 148H209V149H210V148H211V149H212V148H215V146H213V147H212V146L209 147L210 144L214 145L213 143L215 142V140L213 139L214 142L211 143V142H212V139H211V142H210V139H208L212 134H211L208 138H207V136L205 137V136H203V135H200V134L205 133L207 126H201V125H200V124L203 123V122L201 121V123H200V115H199L200 112H199V109H198V108H199V106H198V105H199V104H198V101H197L196 97H193V98H195V99L190 98ZM208 97H209V96H208ZM218 97H219V96H218ZM92 98H93V96L91 97V99H92ZM182 98H183V97H182ZM184 98H185V97H184ZM189 98H190L191 100H190ZM201 98H202V96H201ZM223 98H224V97H223ZM235 98H236V97H235ZM26 99H29V97H28V98L26 97ZM115 99H116V98H115ZM126 99H127V97L125 98V100H126ZM175 99H178V98L175 97ZM175 99H174V100H175ZM179 99H180V98H179ZM199 99H200V98H199ZM208 99H209V98H208ZM227 99H228V101H230L229 98H227ZM96 100H97V99H96ZM96 100H95V101H96ZM98 100H100V99H98ZM171 100H170V101H171ZM217 100H218V99H217ZM231 100H232V99H231ZM236 100L241 101V100L238 99V98H236ZM246 100H249V99H246ZM132 101H133V102H132ZM224 101H226V99H225ZM228 101H227V102H228ZM232 101H234V97H233V100H232ZM1 102H2V101H1ZM24 102H25V101H24ZM26 102H27V101H26ZM120 102H122V100H121ZM128 102H129V101H128ZM160 102H161V101H160ZM160 102H159V103H160ZM172 102H176V101H172ZM172 102H171V103H172ZM219 102H220V99H219ZM230 102H231V101H230ZM230 102H229V105H230ZM248 102H249V101H248ZM248 102L246 101V103H248ZM93 103H94V102H93ZM114 103H116V102H114ZM126 103H127V101H126ZM161 103H162V102H161ZM166 103H167V102H166ZM171 103H170V104H171ZM183 103H184V102H183ZM200 103H201V102H200ZM216 103H218V102H216ZM233 103H236V101L233 102ZM241 103H242V102H239L240 105H241ZM250 103H252L251 100H250ZM0 104H1V103H0ZM197 104H198V105H197ZM201 104H202V103H201ZM204 104H205V103H204ZM222 104H223V103H222ZM227 104H228V103H227ZM248 104H249V103H248ZM116 105H119V104H116ZM174 105H175V107H176L177 103L174 104ZM178 105H179V104H178ZM178 105H177V107H180V106H178ZM180 105H181V104H180ZM189 105H188V106H189ZM232 105H234V104H232ZM243 105H245V103H244ZM243 105H241V106H242V109H244V108H243ZM0 106H1V105H0ZM164 106H165V105H164ZM206 106H208V105H206ZM220 106H221V105H220ZM250 106H251V104H250ZM154 107H155V106H154ZM154 107H153V109H154ZM158 107H159V106H158ZM158 107H157V108H158ZM160 107H161V106H160ZM166 107H167V105H166ZM182 107H183V105H182ZM182 107L180 108L181 110H182ZM209 107H210V106H209ZM211 107H212V105H211ZM229 107H231V106H229ZM245 107H247V105H246ZM84 108H85V107H84ZM92 108H93V107H92ZM115 108H116V107H115ZM115 108H114V109H115ZM120 108H121V107H120ZM238 108H240L239 105L236 107V110H238ZM248 108H250V107H248ZM77 109H78V108H77ZM107 109H108V108H107ZM111 109H112V108H111ZM140 109H138V110H140ZM145 109H146V108H145ZM148 109H149V108H148ZM150 109H152V108L150 107ZM178 109H179V108H178ZM205 109H206V108H205ZM208 109H209V108H208ZM211 109H212V108H211ZM211 109H210V110H211ZM230 109H231V108H230ZM232 109L234 110V109H235V106H234V107L232 106ZM242 109H239V110H242ZM96 110H97V109H96ZM123 110H122V111H123ZM141 110H142V109H141ZM161 110H162V109H161ZM164 110H165V109H164ZM172 110H173V109H172ZM183 110H184V109H183ZM193 110H194V111H193ZM212 110H213V109H212ZM225 110H226V109H225ZM245 110L247 111V108H246ZM249 110H250V109H249ZM116 111L118 112V110H116ZM116 111H115V113H117ZM120 111H121V110L119 109V112H120ZM122 111H121V112H122ZM145 111H146V110H145ZM177 111H178V110H177ZM192 111H193L194 114H191ZM251 111H252V110H251ZM88 112H89V111H88ZM119 112H118V113H119ZM129 112H130V111H129ZM178 112H179V111H178ZM226 112H228V111H226ZM263 112H264V111H263ZM111 113L114 114V117H115V119H116V116H117L118 114L115 116V113H114V112H111ZM138 113H140V112H138ZM172 113H173V111H172ZM179 113H180V112H179ZM204 113H205V112H204ZM209 113H212V111H209ZM236 113H237V112H236ZM249 113H250V111L248 112V114H249ZM252 113H253V112H252ZM95 114H96V113H95ZM113 114H112V116H111V114H109V115L107 114V115L113 117ZM120 114H121V113H120ZM120 114H119V115H120ZM128 114H129V113H128ZM140 114H141V113H140ZM144 114H145V113H144ZM157 114H159V113H157ZM173 114H174V113H173ZM206 114H208V113H206ZM230 114H231V113H230ZM230 114H229V117H230ZM232 114H233V113H232ZM107 115H106L105 117H102L101 119L103 120V119L107 118V117H108ZM123 115H124V114H123ZM123 115H122V116H123ZM155 115H156V114H155ZM155 115H154L153 117H155ZM175 115H176V114H175ZM210 115H211V114H210ZM226 115H228V114H226ZM246 115H247V113H246ZM150 116H151V115H150ZM158 116H159V115H158ZM172 116H174V115H172ZM172 116H171L170 118H173ZM176 116H177V115H176ZM181 116H182V115L180 114L179 117H181ZM189 116H188V118H189ZM206 116H208V115H206ZM235 116H236V115H235ZM247 116H248V115H247ZM247 116H246V117H247ZM249 116H250V115H249ZM111 117H109L108 119H110ZM119 117H120V116H119ZM144 117H146V116H144ZM165 117H166V116H165ZM167 117H168V116H167ZM211 117H212V116H211ZM236 117H237V116H236ZM236 117H235V118H236ZM147 118H148V117H147ZM151 118H152V117H151ZM156 118H157V117H156ZM177 118H178V117H177ZM208 118H210V117H208ZM208 118H207V119H208ZM249 118H250V117H249ZM249 118H248V119H249ZM251 118H252V117H251ZM251 118H250V120H251ZM94 119H95V118H93L92 123H94ZM161 119H162V118H161ZM173 119H174V118H173ZM210 119H211V118H210ZM227 119H228V118H227ZM76 120H77V118L75 119V121H76ZM88 120H90V118L87 119V122H88ZM95 120H96V121H97V120H100V119H99V116H98V118L95 119ZM106 120H107V119H106ZM116 120H117V119H116ZM119 120H121V119H119ZM119 120H118V121H119ZM152 120H153V119H152ZM152 120H151V122H153ZM157 120H158V119H157ZM157 120H155V121H157ZM163 120H168V119H163ZM208 120H209V119H208ZM213 120H214V119H213ZM72 121H73V120H72ZM96 121H95V123H96ZM103 121H104V120H103ZM112 121H113V120H112ZM174 121H175V120H174ZM191 121H190V122H191ZM228 121H229V120H228ZM232 121H233V119H232ZM236 121H237V120H236ZM245 121H246V120H245ZM262 121H263V120H262ZM262 121H261V122H262ZM84 122H85V121H84ZM87 122H86L85 124H88ZM108 122H109V121H108ZM110 122H111V121H110ZM110 122H109V123H110ZM123 122H124V120H123ZM139 122H140V121H139ZM149 122H150V121H149ZM157 122L159 123L160 121L158 120ZM167 122H168V121H167ZM167 122H165V124H166ZM186 122H187V119H186ZM208 122H209V121H208ZM263 122H264V121H263ZM92 123H91V124H92ZM104 123H105V122H104ZM143 123H145V122H143ZM162 123H163V121H162ZM168 123H170V122H168ZM187 123H188V122H187ZM199 123H200V124H199ZM70 124H71V123H70ZM77 124H78V123H77ZM80 124H81V123H80ZM89 124H90V123H89ZM89 124H88V126H89ZM91 124H90V125H91ZM141 124H142V123H141ZM160 124H161V123H160ZM160 124H159V125H160ZM170 124H171V123H170ZM179 124H180V123H179ZM96 125H97V124H96ZM177 125H178V124H177ZM195 125H196L197 127H195ZM202 125H203V124H202ZM206 125H207V124H206ZM263 125H264V124H263ZM77 126H78V125H77ZM85 126L89 129V127H88L87 125H84V128H86ZM94 126H95V125H94ZM99 126H100V124H99ZM164 126H165V125H164ZM169 126H170V125H169ZM175 126H176V125H175ZM185 126H186V125H185ZM198 126H201L202 129L204 128V129H203V130H204L203 133H202V131H201L200 133H199V131L196 132L197 130H196L195 132L193 131V130H194L193 127L198 128ZM210 126H211V125H210ZM210 126H209V127H210ZM58 127H59V126H58ZM71 127H72V125H71ZM81 127H82V125H81ZM143 127H144V126H143ZM143 127H142V128H143ZM155 127H156V126H155ZM187 127H188V126H187ZM201 127H200V128H201ZM226 127H227V126H226ZM226 127H225V128H226ZM74 128H75V127H74ZM74 128H73V129H74ZM76 128H77V127H76ZM79 128H80V127H79ZM93 128H94V127H93ZM93 128H92V126H91L90 129L92 130ZM142 128H141V129H142ZM231 128H232V127H231ZM73 129H72V130H73ZM77 129H78V128H77ZM77 129H76V130H73V132H72V130H71V131H70L71 133H68V131H67V132H63V131H62V132H63V133H62V134H63V138L69 140L70 142H75V141H77V137H80V136H77V134H76V132H75V131H77ZM172 129H174V128H172ZM172 129H171V130H172ZM192 129H193V130H192ZM227 129H228V128H227ZM227 129H226V130H227ZM54 130H55L54 133L56 134V136H59V135H58V134H59V129L54 128ZM67 130H68V129H67ZM78 130H79V129H78ZM84 130H85V129H84ZM91 130H90V131H91ZM95 130L97 131V129H94V130H92V131H95ZM99 130H100V129H99ZM199 130H200V129H199ZM228 130H229V129H228ZM228 130H227V131H228ZM64 131H65V130H64ZM79 131H80V130H79ZM90 131H87V133H86V134L88 135V137H91L92 134H93V133H89ZM92 131H91V132H92ZM207 131L209 132V128H207ZM211 131H212V130H210V132H211ZM166 132H167V131H166ZM166 132H165V133H166ZM169 132H170V131H169ZM206 133H207V132H206ZM211 133H213V132H211ZM60 134H61V132H60ZM98 134H99V133H98ZM173 134H175V133H173ZM207 134H208V133H207ZM163 135H164V134H163ZM178 135H179V134H178ZM29 136H30V135H29ZM29 136H26V137H29ZM169 136H170V135H169ZM215 136H216V134H215ZM86 137H87V136H86ZM95 137H96V136H95ZM174 137H175V136H174ZM216 137H217V136H216ZM91 138H92V137H91ZM184 138H185V137H184ZM211 138H214V137H211ZM29 139H31V138H29ZM81 139H82V138H81ZM169 139H170L169 141L172 142V140H171L170 137H169ZM184 140H185V139H184ZM184 140H183V141H184ZM259 140H260V138H259ZM261 140H262V139H261ZM202 142H203V143H202ZM209 142H210V144H209ZM196 143H197V142H196ZM181 144H183V143H181ZM261 144H262V142H261ZM262 145H264V144H262ZM175 147H176V146H175ZM203 147H204V145H203ZM206 147H204V148L206 149ZM216 148H217V147H216ZM172 149H173V148H172ZM200 149H201V148H200ZM211 149H210V151H208V152L210 153L209 155H211ZM150 150H151V148H150ZM179 150H180V148H178V147H177L176 149L174 148L173 150H169L170 152L164 157V159H165V160H171V159L175 158V157L178 155ZM206 150H207V149H206ZM215 150L217 151L218 149H215ZM215 150H214V149L212 150V153H215V154H216V155H215V154H212L213 156H214V155L217 156V153L214 152ZM153 151H154V150H153ZM203 151H204V149H203ZM198 152H200V150H199ZM201 152H202V151H201ZM204 152H205V151H204ZM204 152H202V154H203ZM206 152H207V151H206ZM206 152H205V153H206ZM148 153H149V151H148ZM164 153H165V152H164ZM150 154H151V153H150ZM198 154L201 155L200 153H198ZM218 154H219V152H218ZM220 154H221V153H220ZM204 155H205V154H204ZM212 155H211V156H212ZM192 156H193V155H192ZM211 156H210V158H211ZM215 156L212 157V158L210 159V158L208 157V155H207V157L211 160L210 163H212V162H213V163H217L216 160L218 161V157H219V156L217 157V159H216ZM220 156H221V155H220ZM149 157H150V156H149ZM221 157H222V156H221ZM221 157H220V158H221ZM193 158H194V157H193ZM213 158L216 159V160L213 161ZM220 158H219V161H221ZM196 159H197V161H198V158H196ZM202 159H205V158L203 157ZM202 159H201V160H202ZM227 159H228V158H227ZM13 160H15V159H13ZM205 160H206V159H205ZM202 161H204V160H202ZM16 162H17V161H16ZM195 162H196V161H195ZM199 162H200V161H199ZM207 162H208V161H207ZM11 163H15V161H14V162L11 161ZM202 163H204V162H202ZM208 163H209V162H208ZM218 163H220V162H218ZM199 164H200V163H199ZM191 166H192V165H191ZM193 166H194V165H193ZM193 166L191 167L192 169H193ZM191 168H190V169H191ZM221 179H223V178H219V179H217V180L220 181ZM222 181H224V180H222ZM225 182H226V181H225ZM216 183H217V182H216ZM216 183L214 182V185H213L214 187L212 186L213 189H214V192H215V193H214V192H211V193H214V195L216 194V195L214 196V197H215V200H220L219 198H221L220 201H222V199H223L222 197L225 195V193L223 194V192H221L222 189L220 190V187H218L219 189H218L217 187L215 188ZM220 183H221L220 186H222L223 184H222L221 181H220ZM220 183H219V184H220ZM197 186H198V185H197ZM197 186H192L191 189H192V190H195V189H197ZM199 186H200V185H199ZM199 186H198V187H199ZM204 186H206V185H204ZM218 186H219V185H218ZM200 187H201V186H200ZM221 188H222V187H221ZM216 189H217V190H216ZM192 190H191V193H192ZM216 191L219 192V193L217 194ZM195 192H196V191H195ZM220 193H221V194H220ZM192 194H194V191H193ZM219 194H220L221 197L219 196V198H218L217 196H218ZM195 195H196V194H195ZM198 198H199V197L195 198L193 201H197ZM224 198H226V196H225ZM224 201H225V199H224ZM216 203H218V201H217ZM224 203H225V202H224ZM223 206H224V205H223ZM218 208H219V211H220V210H221V209H220V208H221V204H220V207H218ZM222 210H223V207H222ZM222 210H221V212H220L221 214L219 213V215H221V216H219L218 213H217V214H216V217H214V218H217V216H219V217L222 218L223 215H224V214L222 215V213H223ZM219 211H218V209H217V212H219ZM217 220H218V218H217ZM157 221H158V220H157ZM159 222H160V221H159ZM219 222H221V221H219ZM223 222H224V221H223ZM217 223H218V222H217ZM221 223H222V222H221ZM215 224H216V222H215ZM218 224H220V223H218ZM218 224H216V225L212 224V225H214V227L216 226L217 229H218V228H221ZM221 226H223V224H221ZM214 227H212V226L210 227V229H211V231L209 230L210 232H209V231L207 232V230H206V233H207L206 236L209 234L207 237H202V238H206V239H204V240H207L208 243H211V242H210V238L214 237V236H212V237L208 238L209 236L214 235V232L216 233V231H218V233L221 231V229L216 230V228L214 229ZM222 228H223V227H222ZM213 229H214V230H213ZM212 230H213V231H212ZM220 236H221V234H220ZM220 236L218 235V238H219ZM215 237H217V236L215 235ZM215 237H214V238H215ZM207 238H208V239H207ZM218 238H217V239L215 238V240H218ZM198 239H199V238H198ZM198 239H196V240L198 241ZM212 239H213V238H212ZM212 239H211V241H212V243H213V242H214V241H213L214 239H213V240H212ZM194 240H195V239H194ZM196 240H195V241H196ZM200 240H203V239H199V241H200ZM208 240H209V241H208ZM207 242H205V243H207ZM197 243H198V242H197ZM201 243H202V242H201ZM201 243H200V245H202V244L204 243V241H203L202 244H201ZM174 244H176V243H174ZM174 244H173V245H174ZM193 244H194V246H190V245H192V244L188 243L187 241H183V240H181V241H180L179 243H177L176 245H174V246L172 245V247H173V249H174L172 254L174 255V253H175V256H176V257H174L172 254L168 253V254L171 255V258H170V257H169V258H166V257H165V258H163V257L160 258V257H161V256H160L159 258H156V259H160L159 262H160L161 264H167V263H168V264H170V263L173 264V263H178V262L181 261V260H182V261L179 262L178 264H183V263H182V262H183V259H182V258L184 257L183 255H186V256H187V255H189V256L191 255V256H192L193 254H192L191 251H192L193 249H194L193 252H196V253H197V251H198L199 249L202 250V251H204V254H203V252L201 251L202 254H201V252H200V254H199V253L197 254L198 256L195 255L197 258L199 257V255H200V257H203V256L206 257V256H209V254L205 255L206 253H208V252H206V251H207L208 249H210V248H213V247L215 246V245H212V247H211V245L208 244L207 247H209V246H210V247H209V248H206L204 244L202 245V247L199 245V243H198V245H196V243H193ZM213 244H214V243H213ZM206 245H207V244H206ZM203 246H204V250H203ZM213 249H214V251L217 250V248H215V247H214ZM213 249H212V250L210 249L209 251H210V252H213ZM205 250H206V251H205ZM189 253H190V254H189ZM210 254H211V253H210ZM214 254H215V253H214ZM216 254H217V252H216ZM170 255H168V256H170ZM212 255H213V254H212ZM168 256H167V257H168ZM191 256H190V257H191ZM193 257H194V255H193ZM196 257H195V258H196ZM210 257H211V256H210ZM173 258H177V259H174V261H173V260H172ZM197 258H196V259H197ZM169 259H170V260H169ZM179 259H180V260H179ZM203 259H206V258L203 257ZM203 259H201L202 261H199V262L197 261L196 263H197V264H214V263L217 261V259H216V261H215V260H213V258H207V259H209V260H212L213 262L215 261L214 263H212V262H210L209 260H207V261H203ZM171 260H172V261H171ZM175 260H179V261L177 262V261H175ZM193 260H194V259H193ZM193 260L190 259V260H189L190 262L188 261L187 263L191 264V262H192ZM199 260H200V259H199ZM157 261H158V260H157ZM168 261H171V262H168ZM218 261H219V260H218ZM172 262H173V263H172ZM157 263H158V262H157ZM157 263H156V264H157ZM196 263L193 262L192 264H196ZM216 263L218 264V262H216ZM158 264H159V263H158ZM185 264H186V263H185ZM219 264H220V263H219Z\"/></svg>",
	"mask_w": 264,
	"mask_h": 264
},
{
	"label": "crops",
	"instance_id": "crops-1",
	"mask_svg": "<svg viewBox=\"0 0 264 264\" xmlns=\"http://www.w3.org/2000/svg\"><path fill=\"white\" fill-rule=\"evenodd\" d=\"M128 18V20H129V18L130 17H127ZM129 22V24H130V30L132 31V32H134V33H136L137 32V30H139L138 29V27L136 26V24L135 23H132V22H130V21H128ZM152 25H155V27H156V29H158L159 28V25H158V28H157V24H152ZM151 25V26H152ZM155 27H153V28H155ZM161 27V26H160ZM145 28H146V26H145ZM145 28H143V29H145ZM149 28V27H148ZM148 28H146L145 30H143L142 29V34H144V36L146 37V40H147V42H148V44H149V46L148 47H146L145 49H143V50H145V52L147 51V54H148V56L147 55H145V56H147L148 58H147V61L145 60V58H144V61H145V63L146 62H148V60H149V58L151 57V58H153V63H154V59L156 60H159L158 62H160L161 60H160V57L162 56V55H177L178 57H179V60L177 61H174V62H177V64H178V70H176V73H178V75H176L175 74V71L172 73V72H167L168 74H167V76L170 78V79H168V80H170L171 81V77L173 78V80H175L174 78H176V79H178L177 78V76H179V78H180V76H181V79L182 80H184V81H182V85H184L185 84V82H186V80H187V78H191L192 79V81H194L195 82V84L196 85H198V87L201 89V91H202V93H203V95H202V98H201V100H199L198 102L200 103H209V104H219V103H221V96L218 94V91H217V89H216V87H215V85L213 84V82H212V80H211V77H210V75L208 74V76L206 77L205 76V73H206V68H207V73L210 71V67H211V63L209 62V59H210V56L212 55V53H210V55H208V54H206L207 53V51L205 50L203 53H204V55H202L203 53H201L200 52V54H201V56L199 57V58H201L200 60H201V63H202V66H201V64H199L200 66H198L199 68H198V70L194 67V65H192V54L190 55L189 53H190V51L189 50H185V48H178V50L176 51V53H168V51H172V50H168V49H163L162 47H160L159 46V42L161 41V39L165 36L164 35V33H162V31L164 30L165 31V29H163V30H161L162 29V27H161V29L159 28V30H156L155 31V33H157L158 32V34L161 32V35H162V37H161V39L158 37V36H160V35H157V34H155V35H153L152 36V34H151V32H152V29H150L151 30V32L150 31H148L147 32V29ZM150 28H152V27H150ZM163 28H164V26H163ZM167 30V29H166ZM145 31V32H144ZM163 31V32H164ZM168 31H170V30H167L166 31V33L168 32ZM147 33H148V35H147ZM153 34H154V32H153ZM149 36H151V37H149ZM157 37V38H156ZM149 38H151V40H149ZM155 39V40H154ZM158 40V43H156L157 42V40ZM160 39V40H159ZM153 41V42H152ZM156 41V42H155ZM156 43V44H155ZM160 49V50H159ZM154 50V51H153ZM185 52V53H184ZM75 53H78V52H75ZM199 54V55H200ZM160 57H159V56ZM186 55V59H183V61L184 62H186V61H188L189 63H191V68H187V66H186V63H185V66L181 63V61H182V59L180 58V57H183V56H185ZM208 55V56H207ZM190 57V58H189ZM207 57V58H206ZM150 58V59H151ZM199 58H197V59H199ZM190 59V60H189ZM204 59V60H203ZM208 60V63H207V61L206 60ZM125 60V59H124ZM135 60H138V59H135ZM152 60V59H151ZM150 60V61H151ZM139 61V60H138ZM150 61L148 62V63H150ZM134 62H136V61H134ZM157 63V62H156ZM155 63V64H156ZM162 63V62H161ZM158 64V66L160 67V65H162V64H159V63H157ZM149 66H150V64H148ZM152 66V65H151ZM150 66V67H151ZM153 66H155V65H153ZM161 67H163V65L161 66ZM160 67V68H161ZM125 68V69H124ZM152 69H153V67H151ZM151 68H149L150 70H151ZM164 69L162 70V69H160V70H162L161 72H163L164 70H167L168 71V69H165L166 67H163ZM120 69H122V70H120ZM109 71V70H113V71H115V72H121L122 74H124L125 76H123V78L125 79V82H124V85L123 86H118V84H114L113 85V87L109 84L107 87H105V89H104V91L107 93L108 92V95L110 96V97H112V99H108L107 101L106 100H98L97 102H96V106L94 107V108H89L88 110H84V114H83V116L81 117V119H80V122H83L84 124L87 122V119L88 118H90V120H88V122L89 121H92L93 120V118H95V119H97L98 118V116H99V119L100 120H95L94 119V121H96V122H100V123H109L110 121V123H115L118 119H121V118H123L124 116H125V114H126V112L124 113V110H123V108H124V106L126 105V104H129V103H131V101L130 100H133V101H135V100H137V101H141V102H145V100H143L142 101V98L144 99V97H145V94H144V96L143 97H141L142 95H143V93H142V95H140L139 96V98L137 99L136 97H138V95L135 93V96H134V94L132 95L133 96V98H128L129 96H128V93H129V91H131L130 89H132V90H134V89H137V88H139V87H136V85H132L131 84V82L133 83L135 80H138V81H140V83H142V82H144V80H146V77L143 75L142 77V79H144V77H145V79L142 81V79H141V74H143L144 72H142V70L140 69V70H138V69H134V67L132 68V66L131 65H129V67L127 66V67H123V68H113V67H107V68H105L104 69V72L105 71ZM126 70H127V73H125L126 72ZM132 70V71H131ZM154 71L156 70V69H153ZM136 71V72H135ZM140 71H141V73H140ZM145 71V70H144ZM152 71V70H151ZM153 71V72H154ZM130 72V74L133 72L134 74H136L137 73V75H138V77H140V78H136L135 80H132L131 81V77H130V74H129V76H127L126 74H128ZM146 72V71H145ZM157 72H158V70H157ZM155 73V74H158V73ZM180 72H182V73H180ZM140 73V74H139ZM147 73V72H146ZM150 73H151V76H153L152 75V72H149L148 73V75H150ZM169 73H172V75L170 74L169 75ZM154 74V73H153ZM175 74V75H174ZM187 77H185L184 75ZM140 75V76H139ZM147 75V74H146ZM147 75V77H149L150 79H151V77L150 76H148ZM161 75H162V73H160V76H159V79H161ZM183 75V76H182ZM171 76V77H170ZM176 76V77H175ZM154 77V76H153ZM153 77H152V80H155V78L153 79ZM156 77V80H158L157 79V75L155 76ZM162 77H163V75H162ZM164 77H166V75H164ZM113 79H115L114 77H113ZM130 79V80H129ZM139 79H141V80H139ZM150 79H149V82H146L147 84H148V87H149V84L151 85V87H152V85H153V87H154V85H160L159 83L157 84L156 82L154 83V84H152L153 82H150ZM167 79V78H166ZM165 79V80H166ZM161 80H164V78H162ZM160 80V81H161ZM131 81V82H130ZM147 81V80H146ZM167 81V80H166ZM168 82L167 81V83H168V86L171 88V85H170V83L171 84H175V83H177V82H175V83H173L172 81L171 82ZM177 81V80H176ZM137 82V81H136ZM180 82V81H179ZM178 82V83H179ZM184 82V83H183ZM138 83V82H137ZM140 83H138V85L140 84ZM145 83V82H144ZM145 83V84H146ZM161 83H166V82H161ZM134 84V83H133ZM144 84V85H145ZM117 85V86H116ZM137 85V86H138ZM177 85V84H176ZM129 86V87H128ZM130 86H133L132 88H130ZM146 86V85H145ZM145 86H143V87H145ZM164 86H166V85H164ZM167 86V87H168ZM173 87H174V85H172ZM180 87V90L176 93V96H173V95H171L172 96V98H174L175 99V97L176 98H180L181 97V101L180 102H187V103H189V101L188 100H186V99H184V98H182V97H184L181 93H183V91H186L187 90V88H186V86H181V82L177 85V87ZM118 87V88H117ZM124 87V88H123ZM127 87V88H126ZM141 87H142V85H141ZM156 87V86H155ZM160 87V86H159ZM166 87V88H167ZM178 87V88H179ZM123 88V89H122ZM150 88V87H149ZM161 88V87H160ZM178 88H177V90H178ZM185 90H184V89ZM115 89H117V90H115ZM125 89V90H124ZM141 89V88H140ZM140 89H138V90H140ZM154 88H152V90H153ZM173 88H171V90H172ZM181 89H183V90H181ZM128 90V91H127ZM142 90H143V88H142ZM145 90H147L146 88H145ZM156 90V89H155ZM165 91L166 89L165 88H162V89H160V91ZM171 90H168V91H170L171 92ZM176 89H174V91H175ZM110 91V92H109ZM116 91V92H115ZM134 91H136V90H134ZM144 91V90H143ZM142 91V92H143ZM154 91V90H153ZM180 91H181V93H180ZM115 92V93H114ZM166 92H167V90H166ZM170 92H167V93H170ZM209 92V93H208ZM115 95H114V94ZM138 93H140V91L138 92ZM150 93V92H149ZM154 93H155V91H154ZM154 93H150L151 94V96H152V94L154 95ZM159 93V92H158ZM180 93V95L177 97V95ZM185 93V92H184ZM130 94H131V92H130ZM121 95V96H120ZM147 96H148V93L146 94ZM157 95V94H156ZM175 95V94H174ZM219 97H218V96ZM124 96H126L127 97V99L125 100V98L126 97H124ZM146 96V98H148ZM155 96V95H154ZM168 96H170V94H168V95H166V98L168 97ZM209 96V97H208ZM124 97V98H123ZM131 97V96H130ZM140 97H141V99H140ZM116 98V99H115ZM149 98H150V96H149ZM148 98V99H149ZM170 98V100H171V97H169ZM209 98V99H208ZM173 99V100H174ZM218 99V100H217ZM219 99H220V102H219ZM122 100V102H120ZM163 100H168V98L167 99H163ZM175 100H177V99H175ZM126 101H127V103H126ZM129 101V102H128ZM132 101V102H133ZM139 101V102H140ZM114 102H116V103H114ZM123 102H125V105H123V108H122V106H120V105H122V104H124ZM143 102V103H144ZM147 102V101H146ZM145 102V103H146ZM216 102H218V103H216ZM225 102H227V101H225ZM116 104H119V105H116ZM116 107V108H115ZM121 107V108H120ZM126 107V106H125ZM108 108V109H107ZM112 108V109H111ZM115 108V109H114ZM97 109V110H96ZM119 109L122 111H120L119 112ZM138 109H140V108H138ZM138 109H136V108H133V109H130L129 111H131V110H138ZM142 109V108H141ZM116 110H118V112L116 111ZM89 111V112H88ZM115 111L117 112V113H115ZM128 111V112H129ZM111 112H114L115 113V116H116V119H115V117H114V114L113 113H111ZM96 113V114H95ZM121 113V114H120ZM109 114H111V116H112V114H113V117H111V116H108ZM120 114V115H119ZM124 114V115H123ZM108 116L107 118H105V119H101L102 117H105V116ZM123 115V116H122ZM120 116V117H119ZM109 117H111L110 119H108ZM107 119V120H106ZM113 120V121H112ZM85 121V122H84ZM109 121V122H108ZM68 123V121L67 120H65L64 122H60V123H58V124H56V125H58V126H63V125H65V124H67ZM55 125V126H56ZM54 128H56V127H54ZM61 132H62V128H61ZM187 134H190V133H186V134H184L183 135V137H186V136H189V135H187ZM170 151L169 150H167V151H165V153H163L162 155H161V158L163 159L168 153H169ZM209 158H210V156H209ZM235 159H238L239 160V158L238 157H236ZM210 160V159H209ZM241 166H242V168H244V171L245 172H247L248 173V175H250V176H253V175H255L256 176V178H255V183H258L260 180H262L263 178H264V169H262L263 168V164L262 163H260L259 161H255V163H249V159L247 160V162L246 161H242V163H241ZM249 169V170H248ZM250 169H252V170H250ZM260 189L261 188H258V190L257 191H255V192H253V193H259V191H260Z\"/></svg>",
	"mask_w": 264,
	"mask_h": 264
},
{
	"label": "flooded vegetation",
	"instance_id": "flooded-vegetation-1",
	"mask_svg": "<svg viewBox=\"0 0 264 264\" xmlns=\"http://www.w3.org/2000/svg\"><path fill=\"white\" fill-rule=\"evenodd\" d=\"M14 60H18L17 58H15Z\"/></svg>",
	"mask_w": 264,
	"mask_h": 264
}]
</instances>
